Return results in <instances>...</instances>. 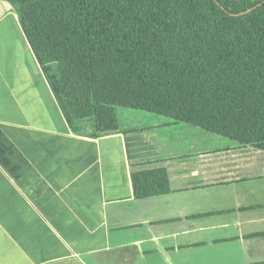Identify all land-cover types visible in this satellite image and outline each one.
<instances>
[{"label": "crops", "instance_id": "0c3cea01", "mask_svg": "<svg viewBox=\"0 0 264 264\" xmlns=\"http://www.w3.org/2000/svg\"><path fill=\"white\" fill-rule=\"evenodd\" d=\"M0 0V264H264V150L129 113L76 121ZM165 168L137 198L132 173Z\"/></svg>", "mask_w": 264, "mask_h": 264}, {"label": "trees", "instance_id": "16d2710c", "mask_svg": "<svg viewBox=\"0 0 264 264\" xmlns=\"http://www.w3.org/2000/svg\"><path fill=\"white\" fill-rule=\"evenodd\" d=\"M76 121L120 127L147 111L264 150V0H5ZM135 196L170 191L165 168Z\"/></svg>", "mask_w": 264, "mask_h": 264}, {"label": "rangeland", "instance_id": "374dc122", "mask_svg": "<svg viewBox=\"0 0 264 264\" xmlns=\"http://www.w3.org/2000/svg\"><path fill=\"white\" fill-rule=\"evenodd\" d=\"M116 111L121 116V118H123V116L125 114H129V113H149L147 111L138 110V109H131V108H126V107H118V108H116ZM152 115H156L157 116V114H153V113H152ZM157 117H162V116H157ZM162 118H165V117H162Z\"/></svg>", "mask_w": 264, "mask_h": 264}]
</instances>
